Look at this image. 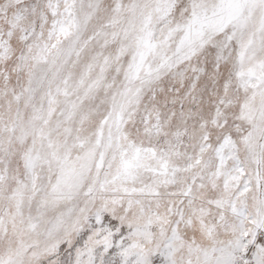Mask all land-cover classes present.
<instances>
[{
	"label": "snow or ice",
	"instance_id": "6c2138e0",
	"mask_svg": "<svg viewBox=\"0 0 264 264\" xmlns=\"http://www.w3.org/2000/svg\"><path fill=\"white\" fill-rule=\"evenodd\" d=\"M0 264H264V0H0Z\"/></svg>",
	"mask_w": 264,
	"mask_h": 264
}]
</instances>
